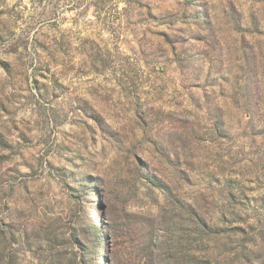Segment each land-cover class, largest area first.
Wrapping results in <instances>:
<instances>
[{
  "label": "rangeland",
  "instance_id": "rangeland-1",
  "mask_svg": "<svg viewBox=\"0 0 264 264\" xmlns=\"http://www.w3.org/2000/svg\"><path fill=\"white\" fill-rule=\"evenodd\" d=\"M35 213L93 264H264V0H0V219Z\"/></svg>",
  "mask_w": 264,
  "mask_h": 264
},
{
  "label": "trees",
  "instance_id": "trees-1",
  "mask_svg": "<svg viewBox=\"0 0 264 264\" xmlns=\"http://www.w3.org/2000/svg\"><path fill=\"white\" fill-rule=\"evenodd\" d=\"M35 217L33 223L16 214L11 222L0 219V264H24L19 251L33 246L38 255L46 253L47 264H93V259L98 260L97 237L83 240L79 231L65 229L64 224L46 213H35ZM95 226L88 234L98 232ZM203 264L208 263L205 260Z\"/></svg>",
  "mask_w": 264,
  "mask_h": 264
}]
</instances>
